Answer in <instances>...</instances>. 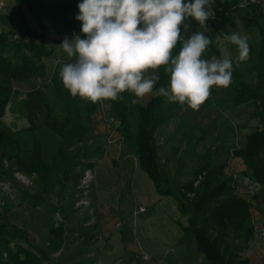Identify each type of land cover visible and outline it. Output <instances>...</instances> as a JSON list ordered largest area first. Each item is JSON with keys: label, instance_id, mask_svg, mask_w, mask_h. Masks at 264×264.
<instances>
[{"label": "trees", "instance_id": "trees-1", "mask_svg": "<svg viewBox=\"0 0 264 264\" xmlns=\"http://www.w3.org/2000/svg\"><path fill=\"white\" fill-rule=\"evenodd\" d=\"M16 1L18 8L14 12L18 18L28 21L23 4H29L30 12L39 22L40 31H34L27 26L19 33L27 35L23 39L11 37L12 31H0V176L4 173L1 170L4 156L10 159L16 157L18 167L26 172H37L40 189L29 197L27 193L23 196L25 202L37 206L46 200L45 195L49 194L56 184H60L62 188L67 187L66 181L75 166H93L96 162L93 159L103 154L102 145L92 147L87 140V135L92 130L95 110L100 102L91 103L78 96L72 97L61 79L55 78L57 94H62L61 114H56L54 104L46 101L44 123L58 135L57 147L52 157L46 158L43 143L36 130L30 126L33 145L30 149L23 147L15 131L4 122L7 107L15 93L14 80L38 79L46 75L47 64L44 57L53 56L57 49L56 45L46 41L50 33L86 37L81 32L82 22L75 18L79 15L78 5L83 0ZM239 1L212 0L214 18H209L205 28H201L192 18L186 19L184 23L190 25V28L188 32L182 31V35L187 38L193 32L204 31L214 39L217 33L229 34L235 26L233 17ZM246 6L247 11L241 21L247 27L258 28L260 37L258 58L253 63L256 81L242 79L240 70L234 65L235 81L231 86V101L235 104L251 101L254 106L251 114L260 119V125L247 134L243 147H236L233 153L240 156L247 169H250L249 173L243 174H250L257 181L260 191L254 197L257 196L264 202V23L260 19L261 13L257 9V3H249ZM34 33L39 37L32 38ZM179 47L180 43L173 50V54ZM210 49L218 53L214 45ZM158 75L159 81L155 89L167 87L169 74L165 72L164 66L158 69ZM121 95L124 97L123 101H109V108L120 121L122 138L132 144L137 155V165L154 181L157 192L162 195L173 194L180 211L187 214L188 224L182 227L195 236L196 246L204 253L205 264H250L241 251L255 233L250 213L252 204L242 195L234 194L231 186L232 176L224 170L226 164L221 162L201 165L195 169L193 179L177 181L171 170L161 161L159 143L155 137V131L171 116L169 110L165 109L171 103L163 96L151 95L145 105L140 100L133 105V94L124 92ZM173 104L175 107L182 106L179 103ZM180 122L183 123V120ZM194 138V135L189 138L185 150L189 151ZM199 139L202 137H196V141ZM200 172H204L203 178L194 184ZM191 193L194 195L191 196ZM14 207V204L7 205V209ZM64 230L62 224L51 225L48 230L52 252L61 248L65 239ZM233 233L243 236V244L231 242ZM23 239L29 243L28 247L23 243ZM14 242L16 244L12 246ZM50 257L47 248L27 239L24 233H19V228H13L8 222L0 221V264H39L50 260Z\"/></svg>", "mask_w": 264, "mask_h": 264}, {"label": "rangeland", "instance_id": "rangeland-1", "mask_svg": "<svg viewBox=\"0 0 264 264\" xmlns=\"http://www.w3.org/2000/svg\"><path fill=\"white\" fill-rule=\"evenodd\" d=\"M6 3V8L0 9L2 14V19L4 20V26H0V31H14L12 29H22L25 27L24 20L17 19L16 16L11 12L15 8L13 3H16V0H3ZM242 0L239 1L237 5V11L234 13V24L235 26L230 30V33L237 31L238 27L235 23L237 19L241 21V17L247 11L246 5H240ZM11 9V10H10ZM257 9L261 13V20L264 23V0L257 2ZM242 22V21H241ZM244 30L250 37V59L239 62L235 67L240 70V76L242 79L247 81L255 82V73L253 70V63L257 61V48L260 40L258 34V28L256 27H247L245 23L242 22ZM33 30V29H32ZM40 31L39 27L36 29ZM34 30V31H36ZM23 32V31H22ZM11 33V37L26 38V34ZM229 33V34H230ZM224 34V33H217ZM215 35V36H216ZM39 37L37 33L32 35V38ZM46 41L49 44H54L57 47L59 46L58 41L55 39V32L49 34L46 37ZM180 47L177 49L175 54H178ZM57 51V50H56ZM55 51V52H56ZM230 51L233 59L235 60L238 56L237 49L235 46H230ZM211 55H218V53L212 52L211 49L205 54V58H210ZM57 58L51 56L48 58V67L52 68V65L55 63ZM71 62V59H68L66 63ZM55 78H60L59 74H48L44 77L37 80L33 88H30V91L23 94L21 90L12 97V102L9 107H7L4 122L14 130L17 138L20 143H22L25 149L32 148L33 143L31 142L32 131L28 127H32L36 130L37 136L40 141L43 143V152L46 158H51L52 153L55 151L58 143V136L55 134V131L48 128L44 123L45 114L44 106L45 102H51L54 105V111L56 114L60 115V106H62V94H57L55 89ZM233 82L227 88L213 86L211 90L210 97L201 105L199 110H193L186 106H176L171 103L165 107L171 113L169 121L172 123H177L183 118L186 121V124L182 127H178V130H175L177 141L175 147L179 148L184 146L189 138L194 135L202 133L205 137L202 141L198 142L200 153L196 157H188L195 153L193 152L194 143L189 148V154L182 156V161L178 162L179 167L176 170L171 171L177 181H184L186 179L190 180L194 178L195 169L199 168L201 165H207L209 163L220 164L221 162L226 165H230L229 159H231V168L234 169L239 177L243 172V161L239 157L235 156L234 149L237 146H241V140H235L234 132V122L233 114L234 107L231 96V86ZM170 82V80H169ZM231 112V113H230ZM115 117V113L112 112L109 108V101L100 102L98 107L95 110L94 117L95 119L100 118L104 120L106 127L108 128L106 118ZM189 119V120H188ZM201 128H200V127ZM113 127V126H112ZM194 127H199L194 128ZM194 128V130H193ZM112 128H108V132ZM120 129L116 127L112 142L118 143V147L121 148L124 145V141H127L125 138H122ZM108 132L105 134V139L94 137L93 133H88L87 140L95 147L96 145H108ZM178 132V133H177ZM200 132V133H199ZM116 134V135H115ZM196 138L193 139V141ZM160 144L159 147L165 146L166 139L163 142L162 139L158 138ZM162 141V142H161ZM186 141V142H185ZM198 141V140H197ZM192 153V154H191ZM196 155V154H195ZM187 156L190 158V163L185 164L183 157ZM4 162L2 164L3 175L0 176V221L8 222L13 228H19V233H24L26 238L30 241L40 245V247L47 248L50 252V260H45L39 264H66L68 261L73 259L76 256V251L82 250L86 251V248L89 244H93L96 241V232L93 230L92 220L89 218V204H83L84 200L92 199L91 190L93 187V179L90 182L89 186H84L83 177H85L86 170L88 166H75L72 173L70 174L69 180H67V187L62 188L60 184H56L49 194H46V200L37 206H32L25 202V196L27 197L35 193L40 189L39 183V174L37 172H26L20 167H18L17 159H10L8 156H4ZM96 156L93 160H96ZM98 163V162H97ZM164 164V163H163ZM97 165V164H96ZM184 165V166H183ZM167 165L165 164V167ZM187 167V168H184ZM96 170V169H95ZM233 171V170H232ZM231 171V172H232ZM235 171H233L235 173ZM226 172L229 174L230 170L227 168ZM201 175H204V172H200ZM199 174V173H198ZM197 174V175H198ZM250 175V174H248ZM85 190L87 192L85 193ZM234 194H238L237 192ZM191 196L194 194L191 193ZM239 195V194H238ZM244 197V195H242ZM245 198V197H244ZM23 203H18L20 201ZM246 200V198H245ZM89 201V203H90ZM30 202V201H29ZM252 206L250 209L251 215L254 217L256 223H261L264 221V203H261L257 196L250 201ZM249 202V203H250ZM261 203V204H260ZM14 204L13 209H7V205ZM59 224L64 225V241L61 248L58 251L52 252L50 249L49 242V233L51 225L58 226ZM237 237V233L231 234V242ZM23 243L28 247L29 243L26 239H23ZM14 242L12 244L15 245ZM77 251V252H78ZM49 261V263H48Z\"/></svg>", "mask_w": 264, "mask_h": 264}, {"label": "clouds", "instance_id": "clouds-1", "mask_svg": "<svg viewBox=\"0 0 264 264\" xmlns=\"http://www.w3.org/2000/svg\"><path fill=\"white\" fill-rule=\"evenodd\" d=\"M78 8L75 18L86 38L74 34L59 45L71 58L59 77L72 97L91 103L123 101L121 94L129 92L133 105L154 95L199 110L213 86L231 85L234 63L251 58L250 37L239 19L237 31L214 39L204 31L182 35L190 28L186 19L205 28L214 18L212 0H83ZM213 45L218 55L205 58ZM230 46L237 49L235 60ZM161 66L170 82L155 89Z\"/></svg>", "mask_w": 264, "mask_h": 264}, {"label": "crops", "instance_id": "crops-1", "mask_svg": "<svg viewBox=\"0 0 264 264\" xmlns=\"http://www.w3.org/2000/svg\"><path fill=\"white\" fill-rule=\"evenodd\" d=\"M13 5L15 8L10 10L19 19L14 12L18 5L17 3H13ZM23 8L28 19L27 22L24 21V26H30L31 29L36 30L39 27V22L30 12V5L24 3ZM0 26L7 28L1 12ZM12 30L23 31L22 29ZM65 37L71 40L74 35L55 32V39L59 45ZM56 50L53 56L57 60L51 69L48 67L49 57H44L47 64L46 75L59 74L62 65L68 59H71L59 46ZM40 78L42 77L38 79ZM38 79H15L13 82L15 93L12 97L19 90L22 93L29 92ZM169 80L168 78V82ZM150 98L151 95H148L140 99V101L145 105ZM233 107L234 112H230L231 115L233 114L232 123L234 122L233 134L235 135L233 139H240L243 147L247 134L260 125V119L255 118L251 114L254 110L251 101L243 104H235L233 102ZM93 120L90 133L94 134L95 139L101 137L105 139L108 128L104 120L95 119V117ZM169 120L164 121L158 130L155 131V137L157 141L158 138L162 139L163 142L166 139L164 147L163 145L161 147L158 145V151L160 152L161 161L167 165L168 169L173 171L179 167L178 162L182 161V156L188 155L189 151L185 150L186 144L179 148L175 147L176 137H178L175 136V130L184 126L186 119L181 118L178 124ZM181 120H183V123L180 122ZM195 133L194 131L195 138L201 136L202 139L198 141L195 139L193 142L195 146L192 153L196 155L188 156L190 158L196 157L197 153L201 152L198 148V142L205 138L202 133L199 132L200 134L197 133V135ZM118 146L116 142H110L105 146L102 145L103 154L97 156L98 158L93 166H88L94 172L91 190L92 199L88 205L90 209L89 218L92 220L93 230L96 232L97 239L93 244L88 245L86 251L75 250L76 256L68 263L66 262V264H205L204 253L196 246L195 236L190 231H185L182 227V225L188 224L187 214L180 211L175 196L173 194L162 195L157 192L154 181L147 176L146 171L140 165H137V155L129 141H124V145L121 148ZM235 156L241 159L240 156ZM188 157H183L186 165L190 163V158ZM229 162L230 165H226L224 170L226 171L229 168V174H231L235 170L231 168V159H229ZM242 167L243 172L249 173L250 169H247L244 163ZM257 199L264 203L261 198L257 197ZM140 204L147 207V209L135 214ZM257 226L263 227L264 221L258 223ZM242 237L237 234V237L233 239V243L243 244ZM241 254L249 259L250 264H264V235L254 233L246 243L244 250L241 251Z\"/></svg>", "mask_w": 264, "mask_h": 264}, {"label": "built area", "instance_id": "built-area-1", "mask_svg": "<svg viewBox=\"0 0 264 264\" xmlns=\"http://www.w3.org/2000/svg\"><path fill=\"white\" fill-rule=\"evenodd\" d=\"M261 0H242V3L240 4L242 5H247L249 3L251 4H256L257 2H260ZM1 7H6L5 2L3 0H0V8ZM105 121L107 122L108 128H112V130H110L108 132V139H109V143L112 142L114 139H112L113 133H114V129L116 127H118L120 129V121L117 118V116L115 117H109L105 119ZM113 126V127H112ZM93 170L91 167H88V169L86 170L85 173V177H83V183L84 186H89L91 180L93 179ZM232 176V183L231 186L234 189V192L238 193L239 195H244V197L246 198V200L248 202H250L251 200L254 199V195L260 191V186L259 184H257V181H255V179L252 178L251 175H247V174H241V176L239 177L238 173L235 171V173H231L230 174ZM202 175L201 173H199L196 176L195 179V183H199V181L201 180ZM87 192V190H85V193ZM90 199L87 198V200H84L83 204L85 203L86 205L89 204ZM2 207V205H1ZM0 207V209H1ZM139 209L135 212V214H137L140 211L146 210L147 207H145L144 205L138 206ZM252 216V215H251ZM252 224H253V230H255V234H259V235H264V226L263 227H259L257 226L256 221L254 219V217L252 216Z\"/></svg>", "mask_w": 264, "mask_h": 264}]
</instances>
